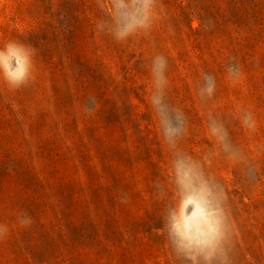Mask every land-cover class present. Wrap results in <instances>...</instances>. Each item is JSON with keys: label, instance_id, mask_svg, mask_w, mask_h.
<instances>
[{"label": "rangeland", "instance_id": "1", "mask_svg": "<svg viewBox=\"0 0 264 264\" xmlns=\"http://www.w3.org/2000/svg\"><path fill=\"white\" fill-rule=\"evenodd\" d=\"M10 40L35 72L0 82V264H193L169 216L264 264V0H0Z\"/></svg>", "mask_w": 264, "mask_h": 264}, {"label": "clouds", "instance_id": "2", "mask_svg": "<svg viewBox=\"0 0 264 264\" xmlns=\"http://www.w3.org/2000/svg\"><path fill=\"white\" fill-rule=\"evenodd\" d=\"M142 4L148 9H151L155 0H141ZM147 20L141 27H147ZM127 32H116L117 40H122L127 37ZM35 50L21 42L10 40L0 47V82H3L10 90H17L28 85L34 79L35 65L34 57ZM162 58L157 57L154 62L158 66L161 64ZM184 168L183 161H176V170L179 176ZM178 184L181 181L177 180ZM170 238L176 244L177 248L185 253L190 254L189 258L193 264H199L198 257H203L205 264H211L213 258L220 250L221 242L225 239V232L222 223L219 226L210 228L206 235L192 236L185 233L180 224L172 220ZM22 225L30 223V218L24 216L20 219ZM7 229L0 226V237L5 235Z\"/></svg>", "mask_w": 264, "mask_h": 264}, {"label": "snow or ice", "instance_id": "3", "mask_svg": "<svg viewBox=\"0 0 264 264\" xmlns=\"http://www.w3.org/2000/svg\"><path fill=\"white\" fill-rule=\"evenodd\" d=\"M189 203H191V201H189Z\"/></svg>", "mask_w": 264, "mask_h": 264}]
</instances>
